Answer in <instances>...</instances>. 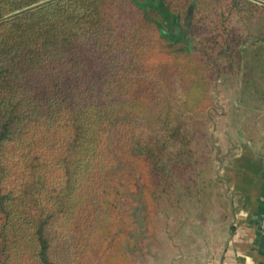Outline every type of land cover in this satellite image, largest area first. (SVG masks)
<instances>
[{
	"label": "trees",
	"instance_id": "obj_1",
	"mask_svg": "<svg viewBox=\"0 0 264 264\" xmlns=\"http://www.w3.org/2000/svg\"><path fill=\"white\" fill-rule=\"evenodd\" d=\"M262 3L0 0V264H134L226 210L208 110Z\"/></svg>",
	"mask_w": 264,
	"mask_h": 264
},
{
	"label": "crops",
	"instance_id": "obj_2",
	"mask_svg": "<svg viewBox=\"0 0 264 264\" xmlns=\"http://www.w3.org/2000/svg\"><path fill=\"white\" fill-rule=\"evenodd\" d=\"M213 103L210 142L227 206L217 211L222 247L204 264H264V39L252 41L233 71L221 74Z\"/></svg>",
	"mask_w": 264,
	"mask_h": 264
},
{
	"label": "rangeland",
	"instance_id": "obj_3",
	"mask_svg": "<svg viewBox=\"0 0 264 264\" xmlns=\"http://www.w3.org/2000/svg\"><path fill=\"white\" fill-rule=\"evenodd\" d=\"M190 210L177 225L182 230L174 231L173 236L168 224L154 233L141 228L136 236L138 246L128 250L134 264H204L216 259L224 241L222 215L218 209L198 213L195 204Z\"/></svg>",
	"mask_w": 264,
	"mask_h": 264
},
{
	"label": "built area",
	"instance_id": "obj_4",
	"mask_svg": "<svg viewBox=\"0 0 264 264\" xmlns=\"http://www.w3.org/2000/svg\"><path fill=\"white\" fill-rule=\"evenodd\" d=\"M262 224L264 225V218L262 219Z\"/></svg>",
	"mask_w": 264,
	"mask_h": 264
}]
</instances>
